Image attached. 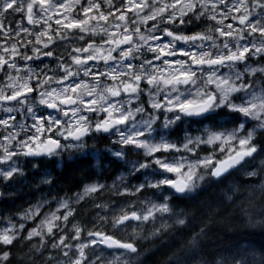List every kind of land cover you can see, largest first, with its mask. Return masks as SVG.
I'll return each instance as SVG.
<instances>
[{"label":"clouds","instance_id":"1","mask_svg":"<svg viewBox=\"0 0 264 264\" xmlns=\"http://www.w3.org/2000/svg\"><path fill=\"white\" fill-rule=\"evenodd\" d=\"M0 264H264V0H0Z\"/></svg>","mask_w":264,"mask_h":264},{"label":"snow or ice","instance_id":"2","mask_svg":"<svg viewBox=\"0 0 264 264\" xmlns=\"http://www.w3.org/2000/svg\"><path fill=\"white\" fill-rule=\"evenodd\" d=\"M15 2V0H13V3ZM8 8L12 7V4L7 5ZM97 235H101L100 233H97Z\"/></svg>","mask_w":264,"mask_h":264}]
</instances>
